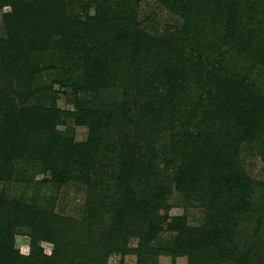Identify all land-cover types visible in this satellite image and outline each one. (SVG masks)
I'll return each instance as SVG.
<instances>
[{"label":"trees","instance_id":"1","mask_svg":"<svg viewBox=\"0 0 264 264\" xmlns=\"http://www.w3.org/2000/svg\"><path fill=\"white\" fill-rule=\"evenodd\" d=\"M101 1L108 3L107 11L91 31L112 26L130 3ZM169 1L179 4V14L189 25L184 32L187 47L182 39L171 44L161 39L152 48L153 43L138 36L135 54L142 53V58L124 56L113 66H103L102 57H90L85 50L89 44L79 33H63L60 59L66 61L52 81L98 99L114 77L126 79L128 99L79 101L74 120L88 127L86 144L55 133L53 111L13 108L5 115L4 126L0 124V179L16 162H40L58 185L72 179L88 191L78 221L0 202V264H106L112 255L132 254L136 264H158L160 255L170 256L173 264L181 257L187 264H264V183L247 174L241 159L256 149L264 161V0ZM7 2L11 13L5 15V29L11 49L0 54V71L28 88L40 73L30 64L31 52L45 42V28L56 30L54 24L63 23L64 4ZM192 7L199 17L191 22L189 17L198 16L186 12ZM208 15L219 16V22L204 26ZM129 30L117 33L118 41ZM211 36L231 45L227 57L218 52L219 58L208 61ZM224 62L239 64L242 73H225ZM192 82L201 83L195 88L200 93L186 99ZM12 98L4 93V101ZM190 100L191 109L179 120L187 125L181 129L184 136L164 137L178 120L172 111ZM173 191L184 207L197 203L204 209L202 223L190 227L186 216H168ZM18 228L28 231L29 256L14 247ZM165 232L168 239L162 237ZM135 238L138 244L132 248ZM42 242L52 245L50 257L43 254Z\"/></svg>","mask_w":264,"mask_h":264},{"label":"rangeland","instance_id":"2","mask_svg":"<svg viewBox=\"0 0 264 264\" xmlns=\"http://www.w3.org/2000/svg\"><path fill=\"white\" fill-rule=\"evenodd\" d=\"M7 1L0 0V54L4 50L8 51L11 49L5 29V15L11 13V8ZM59 3L64 4L60 8L63 15V23H55L56 30L45 28L42 36L45 42L32 50L30 64L40 73L32 77L29 87L26 88L24 84L21 85L18 79L11 78L10 80L7 72L0 71V124L4 126L5 115H8L13 108L18 110L53 111L55 119H57L55 133L70 139L75 144H86L89 138V129L87 126L77 125L74 120V115L79 108L77 107L80 103L79 101L93 100L95 103L102 101L108 104L119 103L122 99H128L124 93L126 92V79L123 78L121 80L120 77L117 80L114 77V81H110L109 86L100 94L98 99L90 98V95L82 91L76 92L72 88H64L55 80L52 81L55 77H58L59 70L64 69L63 64L66 61L64 58L60 59V51L66 42V37L63 36V33L66 35L70 33H76L75 35H77L79 33L85 42L89 44L85 50L89 49L90 57L94 55L102 57L103 66H113V62L118 63V60L124 56H131L133 60L142 58V53L138 52L137 56L135 54L138 36L148 43H153L151 45L152 48L161 39L167 41L168 44L173 43L175 39L178 42L182 39L181 44L183 47H187L190 41L184 32L187 31L186 29L189 25L185 26V21L179 14V4L177 2L173 3L169 0H165V2L162 0H130L127 8L118 12L120 16H117L118 18L114 20L115 22L112 23V26L108 28L105 26L101 28L95 27L91 31V25L98 21L102 15L101 12L103 10L107 11L108 3L106 4L101 0H59ZM187 10L186 12H189L190 16L198 15L195 18L191 16L188 20L197 21L196 18L199 17L197 9L192 7L191 10ZM124 12L125 15L123 14ZM35 17H37V14ZM218 18L219 16L214 17L212 15L209 17L208 15L206 19L202 20L205 23L203 25L208 26V22H211V20L219 22ZM121 20H123L124 24H121ZM66 26H69L71 30L67 32L65 30ZM128 27L130 30L125 32L124 41H118L117 33L122 32L121 34H123ZM98 30L100 32H97ZM84 32L94 34L97 40L88 37L87 33L83 34ZM207 40L206 45L210 51H208L206 58L209 62L219 58L218 52L223 57H227L230 54L231 45L223 44L217 36L214 38L211 36ZM191 61L193 63L194 58ZM239 62L240 59L237 60V63ZM223 64L226 66L223 69L225 73H242L239 64L236 67L231 62H224ZM25 74L23 71V76ZM197 85H201V83H190L189 88L186 90V99L197 98V94L200 93L198 89H195ZM6 92H10L13 98L4 101V93ZM191 102L190 100L186 105L178 104V110H171L172 115H176L178 120L172 130L165 131L166 133L163 132L165 134L164 137L166 136L170 139L184 136V130L181 129L187 128V125L186 123L181 124L179 120L186 117V112L191 109ZM4 103L8 105L5 107L3 106ZM175 125L177 128H175ZM241 159L247 174L252 179L264 183V161L261 160L257 150L255 149L249 154H241ZM13 169L9 173H4L2 175L3 179H0V202H4V204L7 201L25 204L28 207L35 208L36 212H53L59 218L78 221L83 217L88 191V187L85 184L71 179L68 183L58 185L53 181V175L50 171L46 173L42 171L43 166L40 162L19 161L13 165ZM180 199L179 195L173 191L168 202V216L172 218L186 216L190 227H195L202 223L205 217L204 209L199 207L197 203L187 204V207H184L185 205L181 204ZM28 236L26 229L18 228L14 231V247L22 256H29L30 253ZM169 236L170 233L167 232L162 234L164 239H168ZM255 242H259L258 238ZM137 244L138 239H132L130 247L136 248ZM40 247L45 256L50 257L52 255L51 244L42 242ZM136 263L137 258L134 254L124 257L112 255L106 262V264ZM157 263L173 264L172 258L165 255H160ZM174 264H187V259L185 257L177 258Z\"/></svg>","mask_w":264,"mask_h":264}]
</instances>
